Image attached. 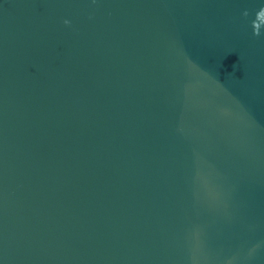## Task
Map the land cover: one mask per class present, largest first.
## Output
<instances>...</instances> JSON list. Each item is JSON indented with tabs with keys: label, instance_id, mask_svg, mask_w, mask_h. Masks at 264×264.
<instances>
[{
	"label": "water",
	"instance_id": "95a60500",
	"mask_svg": "<svg viewBox=\"0 0 264 264\" xmlns=\"http://www.w3.org/2000/svg\"><path fill=\"white\" fill-rule=\"evenodd\" d=\"M0 264H264V0H0Z\"/></svg>",
	"mask_w": 264,
	"mask_h": 264
},
{
	"label": "clouds",
	"instance_id": "9594fccd",
	"mask_svg": "<svg viewBox=\"0 0 264 264\" xmlns=\"http://www.w3.org/2000/svg\"><path fill=\"white\" fill-rule=\"evenodd\" d=\"M65 23H67V21H65ZM254 34L258 35L257 33L254 32Z\"/></svg>",
	"mask_w": 264,
	"mask_h": 264
}]
</instances>
